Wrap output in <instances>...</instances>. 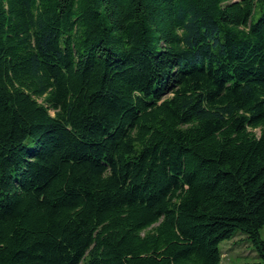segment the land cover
Here are the masks:
<instances>
[{"label":"trees","instance_id":"obj_1","mask_svg":"<svg viewBox=\"0 0 264 264\" xmlns=\"http://www.w3.org/2000/svg\"><path fill=\"white\" fill-rule=\"evenodd\" d=\"M264 264V0H0V264Z\"/></svg>","mask_w":264,"mask_h":264},{"label":"rangeland","instance_id":"obj_2","mask_svg":"<svg viewBox=\"0 0 264 264\" xmlns=\"http://www.w3.org/2000/svg\"><path fill=\"white\" fill-rule=\"evenodd\" d=\"M222 253L221 264H261L257 253L243 241L241 235L219 245Z\"/></svg>","mask_w":264,"mask_h":264}]
</instances>
